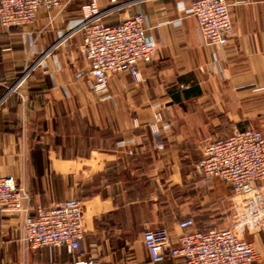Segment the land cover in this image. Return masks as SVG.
<instances>
[{"label":"crops","instance_id":"1","mask_svg":"<svg viewBox=\"0 0 264 264\" xmlns=\"http://www.w3.org/2000/svg\"><path fill=\"white\" fill-rule=\"evenodd\" d=\"M85 1L60 0L24 26H0V174L43 206L82 201L78 259L183 264L153 262L142 235L164 226L175 239L187 217L198 231L231 226L230 185L201 182L196 164L206 142L234 128L264 131V0H226L233 32L225 46L204 43L192 0H144L105 16L112 25L142 12L156 53L140 64L141 82L113 72L102 94L90 86L82 33L61 37ZM18 225V214L0 212V264H74L63 246L22 244ZM244 237L256 247L252 264H264L263 236Z\"/></svg>","mask_w":264,"mask_h":264},{"label":"built area","instance_id":"2","mask_svg":"<svg viewBox=\"0 0 264 264\" xmlns=\"http://www.w3.org/2000/svg\"><path fill=\"white\" fill-rule=\"evenodd\" d=\"M144 0H86L80 7V18L66 37L82 33L80 52L89 62L90 86L95 93H105L113 72L128 73L135 83L142 81L139 66L149 63L156 44L147 36L145 18L138 11L112 25L102 19ZM182 8V2H180ZM60 0H0V26L21 27L32 21L38 9L59 8ZM188 11L198 24L204 43L225 46L233 32L230 4L226 0H192ZM44 56V54H43ZM40 63L25 68L20 84ZM155 119H161L159 113ZM158 134V130L154 131ZM201 182L220 178L232 190L236 212L231 226L207 231L194 229L191 217L177 223L179 232L173 239L164 226L143 232L142 242L153 262L180 258L183 264H252L257 251L246 232L264 238V131L254 127L234 128L224 138L206 142L196 164ZM0 212L18 214L19 241L24 245L63 246L74 256V264H112L97 257L78 259L84 237L83 203L68 198L43 206L33 202L23 182L0 174Z\"/></svg>","mask_w":264,"mask_h":264},{"label":"rangeland","instance_id":"3","mask_svg":"<svg viewBox=\"0 0 264 264\" xmlns=\"http://www.w3.org/2000/svg\"><path fill=\"white\" fill-rule=\"evenodd\" d=\"M28 190H29V189H28ZM29 191H30V190H29ZM236 206L240 207V204L238 203V201H237V203L235 204V207H236ZM238 210H239L238 208H235V209H234V212H233L234 214L232 215L233 218L235 217V214H236L235 211H238Z\"/></svg>","mask_w":264,"mask_h":264}]
</instances>
